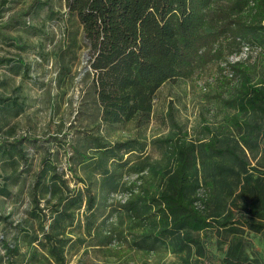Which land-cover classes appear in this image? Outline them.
I'll list each match as a JSON object with an SVG mask.
<instances>
[{"label": "trees", "instance_id": "16d2710c", "mask_svg": "<svg viewBox=\"0 0 264 264\" xmlns=\"http://www.w3.org/2000/svg\"><path fill=\"white\" fill-rule=\"evenodd\" d=\"M64 10L58 71L65 68V56L88 50L102 126L147 127L163 85L190 80L214 63H224V88L234 82L228 98L216 97L233 114L204 125L206 137L200 140L155 139L164 151L159 163L141 156L146 142L139 139L98 136L89 157L72 145L78 163L92 166L98 179L78 177L70 166L75 185H83L73 190L67 174L53 167L49 184L39 180L33 186V192L41 186L47 192L33 196V221L18 225L14 243L1 238L0 264H68V255L82 252V258L90 247L118 260L137 251L159 257L161 264L170 255L182 264H202L209 233L222 255L218 264H262L251 254L250 236L264 232V0H64ZM26 16V10H13L11 0H0V25ZM56 46L54 41L52 49ZM244 50L257 55L228 60ZM12 62L14 76L30 78L20 71L22 58H0V66ZM17 92L0 91L4 197L8 180L27 163L26 137L17 135L24 98Z\"/></svg>", "mask_w": 264, "mask_h": 264}, {"label": "rangeland", "instance_id": "374dc122", "mask_svg": "<svg viewBox=\"0 0 264 264\" xmlns=\"http://www.w3.org/2000/svg\"><path fill=\"white\" fill-rule=\"evenodd\" d=\"M34 0H11L15 11L28 12L25 18L17 19L15 25L7 22L0 25V58L17 61L22 58L26 71L25 79L14 76L16 62L0 66V91L10 94L13 89L24 98L25 113L20 117L18 137H26L24 144L27 163H22L19 172L8 180L9 196L0 195V240L2 237L14 243L20 235V227L32 222L30 217L34 207L33 196L46 197V188L41 186L33 192L38 182L49 184L51 169L57 168L59 173L67 174L66 179L73 190L82 189L83 185H75L68 168L73 167L78 177L91 178L95 182L97 174L92 166L79 164L72 145L86 157L93 155V140L102 136L109 141L139 139L145 143L143 155L151 162H160L164 154L163 147L155 139L163 137H180L186 135L189 140H200L206 137L204 125L222 123L233 111L224 108L216 99L219 94L228 98L231 92V81L227 87L225 73L221 65L214 63L198 72L192 79L176 83H167L157 92L153 102V112L147 127L136 129L133 124L107 127L100 123V107L93 94L89 68L88 50L83 48L76 55L69 54L63 59L65 68L61 72L56 64V53L61 40V16H63L64 0H41L36 6ZM36 6V7H35ZM30 21L26 23L25 20ZM25 22V23H24ZM75 25V23H73ZM76 25L74 30H76ZM57 43L52 49V43ZM21 50V53L18 51ZM256 52L244 50L240 56L229 57V61L244 60L248 56L256 57ZM260 56L257 57V59ZM251 60V61H252ZM62 62V60L60 59ZM11 67V68H10ZM69 74V75H68ZM233 82V83H232ZM145 139V140H144ZM70 144V146H69ZM264 147V138L262 141ZM79 159V158H78ZM221 164H228L232 159L215 158ZM52 162L53 166L49 164ZM160 165V164H159ZM97 172V171H96ZM134 176V175H133ZM144 177H149L144 173ZM3 184V181H0ZM98 194V185H93ZM39 195V196H38ZM44 205V200L41 201ZM19 237V236H18ZM207 242L208 255L202 264H218L221 253L216 250L215 238L209 233ZM23 252L28 250L26 242L21 240ZM81 258V253L68 255V264H161L159 257L148 259L142 253L132 251L118 260L116 257L104 256L102 250L93 247ZM22 260V259H21ZM20 260V262H21ZM166 264H182L180 258L170 255ZM43 264V263H32Z\"/></svg>", "mask_w": 264, "mask_h": 264}, {"label": "crops", "instance_id": "0c3cea01", "mask_svg": "<svg viewBox=\"0 0 264 264\" xmlns=\"http://www.w3.org/2000/svg\"><path fill=\"white\" fill-rule=\"evenodd\" d=\"M250 238L252 241L251 254L264 264V232L251 234Z\"/></svg>", "mask_w": 264, "mask_h": 264}]
</instances>
